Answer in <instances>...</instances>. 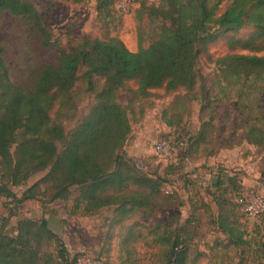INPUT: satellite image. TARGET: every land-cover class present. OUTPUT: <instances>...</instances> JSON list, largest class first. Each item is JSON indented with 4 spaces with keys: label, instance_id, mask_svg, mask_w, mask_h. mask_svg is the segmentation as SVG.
Returning <instances> with one entry per match:
<instances>
[{
    "label": "trees",
    "instance_id": "16d2710c",
    "mask_svg": "<svg viewBox=\"0 0 264 264\" xmlns=\"http://www.w3.org/2000/svg\"><path fill=\"white\" fill-rule=\"evenodd\" d=\"M114 3L96 0L95 10L108 14L115 9ZM1 13L16 17L39 45H56L32 0H0ZM135 19L136 50H130L116 36L82 35L60 50L56 64L25 65L20 82L12 80L0 44V170L7 179L0 196L11 202L7 214H0V264H74L73 256L44 217V205L67 199L72 187L77 192L74 208L82 206L86 214H93L112 207L111 226L124 228L117 235L119 264H145L146 259L135 255L138 242L151 251L153 264H196L202 252L193 242L204 234L196 213L200 210L209 213L207 224L224 237L216 238L210 249L233 246L241 254L234 264H246L243 254L251 243L236 216L241 209L234 199L239 190L236 178L216 170L211 194L215 212L199 198L189 203L185 216H179L177 207L183 200L175 189L162 190L168 178L137 166L125 152L131 116L117 102L116 94L130 80L137 84L130 105L137 98H151L155 89L162 88L165 96L182 89L185 94L174 98L162 114L167 127L179 126L189 114L188 102L198 101L199 125L182 141L183 158L197 151L204 157L213 156L220 148L243 141L264 154V55L251 53L264 52V0H158L150 4L140 0ZM244 26L252 28L248 36L243 40L230 36L228 44L250 53L229 52L214 58L212 86L216 92L194 94L198 84L203 87L196 67L200 53L210 57L208 43ZM79 77L94 92L93 103L67 132L62 121L75 118L74 87ZM95 78L102 80L97 89ZM223 103L233 104L245 118L239 139L230 144H218L216 138L214 106ZM147 107L138 110L136 120H142ZM42 171L45 174L19 196L8 187L24 185L30 176ZM40 183L45 187L40 188ZM48 192L46 202L40 201L43 212L39 218L22 217L12 224L20 203L38 200ZM140 213L145 221L123 226L125 220ZM259 219L258 226L264 229V212ZM50 242L57 244L56 254L43 248ZM93 256L107 264L103 257ZM210 264L224 263L215 260Z\"/></svg>",
    "mask_w": 264,
    "mask_h": 264
},
{
    "label": "rangeland",
    "instance_id": "374dc122",
    "mask_svg": "<svg viewBox=\"0 0 264 264\" xmlns=\"http://www.w3.org/2000/svg\"><path fill=\"white\" fill-rule=\"evenodd\" d=\"M39 9L43 22L52 31L56 45L54 47H43L38 44L34 36L27 34L21 27L18 19L7 13L0 14V44L3 47V58L9 69L13 81L20 82L24 76V66L27 64L58 62L59 52L75 42L80 36L107 38L110 36L119 37L131 50L137 49V21L135 19L136 9L140 0H130L127 12H119L113 7L107 13L99 14L95 10L96 0H84L80 3H73L68 0H32ZM158 0H145L146 4L157 3ZM226 5L222 3L219 8L221 12ZM250 26H244L236 32H227L219 35L215 40L208 43L206 51L208 57L201 52L197 59V71L201 76V84L195 88L196 95L203 90L209 93L216 92L212 86L216 70L213 64L214 58L229 52L250 53L239 48H230L228 40L230 36L238 39H245L251 32ZM147 43L145 40L144 44ZM257 55H264V52H251ZM82 72V70L80 71ZM102 84L100 78L94 79V88L97 89ZM137 84L135 80L126 82L116 94L117 102L126 107L131 116V135L127 139L124 150L128 156L133 158L137 166L163 174L169 181L163 184V191L175 189L184 202L177 207L179 216L187 214L189 203L201 198L211 205L212 211L216 207L212 201L213 174L219 170L226 176L236 178L239 184L238 194L256 193L264 200V154L248 145L223 150L217 156L204 157L201 151L192 152L190 157L183 158L182 152L185 145L184 140L198 128V101L188 102V116H185L179 126L167 127L162 118V114L171 105L174 98L185 94L182 89H178L170 94H164L162 88L155 89L154 96L142 101L137 98L129 104L134 95ZM93 88V89H94ZM76 100L75 118L64 119L62 124L65 131L72 129L75 124L89 111L94 92L88 90V86L82 77H79L74 87ZM150 102V104H149ZM142 122L135 117L138 110L144 109ZM216 123L218 131L216 138L218 141H231L238 138L240 125L245 118L235 109L233 104H216ZM55 108L50 111L53 116ZM166 114L168 112L166 111ZM157 143H162L161 150H156ZM223 154V155H222ZM46 171L38 172L30 176L24 185L8 187L19 193L28 185H31L41 178ZM7 184V179L0 170V188ZM45 183H40V188H44ZM227 188H232L228 186ZM74 187L71 188V195L67 199H58L50 204H45L46 213L44 217L48 221V227L55 232L63 241L66 250L71 256L86 252L91 255L103 257L107 264H119L118 261V233L121 229L119 225L111 226L110 218L112 207L103 208L96 213L86 214L82 206L73 207V198L76 195ZM50 192L39 197L38 212L33 216L39 218L43 212L40 201L46 202ZM11 203V202H10ZM9 201L0 196V209L9 208ZM7 204V205H5ZM12 206V205H11ZM30 208H33L32 206ZM16 211L19 208H15ZM197 213L201 224L200 232L204 234L200 238L194 239L195 246L201 250L202 255L198 257L196 264H210L213 261L224 264L236 263L241 254L233 246L228 248L210 249L216 238H224L220 233L212 230L209 213L200 210ZM213 214V213H212ZM240 227L246 231L245 238L250 240V248L243 254L246 264H263L264 260V229L258 226V219L250 218L242 209L236 212ZM163 219V217H161ZM135 220L145 221L143 213L135 214L130 219L125 220L123 226ZM149 221V220H148ZM263 243V245H262ZM43 248L56 254L57 244L50 242L43 245ZM141 242L136 245V257L144 258L145 264H153L149 258V253Z\"/></svg>",
    "mask_w": 264,
    "mask_h": 264
},
{
    "label": "built area",
    "instance_id": "2783aa9c",
    "mask_svg": "<svg viewBox=\"0 0 264 264\" xmlns=\"http://www.w3.org/2000/svg\"><path fill=\"white\" fill-rule=\"evenodd\" d=\"M129 4L130 0H115L114 7L119 12H127ZM161 148L162 143H157L155 149L161 150ZM235 201L241 206L243 212H245V214L250 218L258 219L264 212V200L256 193H242L235 199ZM73 260L74 264H104V261L101 258L95 257L86 252H79L73 255Z\"/></svg>",
    "mask_w": 264,
    "mask_h": 264
},
{
    "label": "crops",
    "instance_id": "0c3cea01",
    "mask_svg": "<svg viewBox=\"0 0 264 264\" xmlns=\"http://www.w3.org/2000/svg\"><path fill=\"white\" fill-rule=\"evenodd\" d=\"M131 50V49H130ZM134 51V50H133ZM142 122V120L141 121H139V123H141ZM216 125H217V123H216ZM217 127H218V125H217ZM241 131V130H240ZM240 131H239V134H238V138L236 139V140H238L239 139V137H240ZM236 140H231V141H229V140H225V141H218V138H217V142H218V144H223V143H225V144H230V143H233V142H235ZM243 144H245V145H248V146H251V147H253L252 145H250V144H248V143H246L245 141H243V142H241L240 144H234V145H232L231 147H222V148H220L219 149V151L215 154V155H213V156H209V157H214V156H217V155H219L220 153H222V151L223 150H230V149H233V148H236V147H239V146H241V145H243ZM254 148V147H253ZM223 155V154H222ZM214 179V178H213ZM215 181H216V179H215ZM24 189V188H23ZM22 189V190H23ZM13 191V190H12ZM15 192V191H14ZM21 192V191H20ZM20 192L19 193H17V196H19L20 195ZM33 207V208H30V207ZM38 207H39V202L37 201V200H26V201H24V202H22V203H20L19 205H18V210H17V215L16 216H14V217H12V219H11V221H12V224H14V221H16L17 219H19V218H22V217H29V218H36V217H34L33 216V213H35V212H38L39 210H38ZM0 214L1 215H6L7 214V210L6 209H3V208H1L0 209ZM41 214H42V212H41ZM45 215V214H44Z\"/></svg>",
    "mask_w": 264,
    "mask_h": 264
},
{
    "label": "water",
    "instance_id": "95a60500",
    "mask_svg": "<svg viewBox=\"0 0 264 264\" xmlns=\"http://www.w3.org/2000/svg\"><path fill=\"white\" fill-rule=\"evenodd\" d=\"M213 182H215V178L213 179Z\"/></svg>",
    "mask_w": 264,
    "mask_h": 264
}]
</instances>
